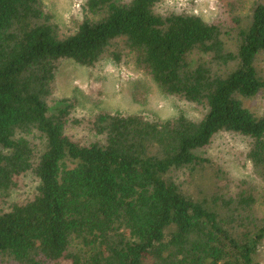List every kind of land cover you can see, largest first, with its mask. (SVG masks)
Instances as JSON below:
<instances>
[{"label":"trees","instance_id":"1","mask_svg":"<svg viewBox=\"0 0 264 264\" xmlns=\"http://www.w3.org/2000/svg\"><path fill=\"white\" fill-rule=\"evenodd\" d=\"M165 1L82 0L65 31L44 0H0V264H262L261 192L207 152L241 137L264 183V0L211 21ZM66 60L135 66L201 115L80 120Z\"/></svg>","mask_w":264,"mask_h":264},{"label":"rangeland","instance_id":"2","mask_svg":"<svg viewBox=\"0 0 264 264\" xmlns=\"http://www.w3.org/2000/svg\"><path fill=\"white\" fill-rule=\"evenodd\" d=\"M82 0H44L55 20L62 29H66L70 17L78 10ZM230 2L238 4L240 11H246L254 0H166L165 8L187 10L202 16L205 20H224L229 14ZM66 27V28H65ZM260 66L264 72V57ZM57 98H69L75 102L74 115L78 119L95 116L103 111L123 110L130 113L146 111L160 118L171 117L180 111L191 117L201 115V110L193 103L181 98L164 94L153 79L135 66L118 68L107 63L99 67H85L72 60L64 61L58 71L56 81ZM257 111L264 112V92L248 102ZM72 135L83 136L81 127H70ZM246 144L241 137L230 133H221L215 137L208 149L210 155L218 164L223 166L231 180L235 182L249 179L257 184L260 194L257 203L258 210L264 215V183L255 180L250 161L246 159ZM204 153V152H203ZM26 192H31L27 186ZM264 264V245L261 253Z\"/></svg>","mask_w":264,"mask_h":264}]
</instances>
